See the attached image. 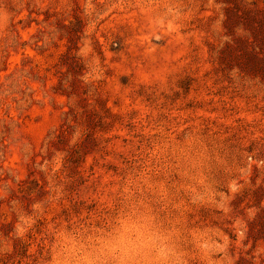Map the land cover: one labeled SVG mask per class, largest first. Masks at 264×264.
<instances>
[{
	"label": "rangeland",
	"instance_id": "rangeland-1",
	"mask_svg": "<svg viewBox=\"0 0 264 264\" xmlns=\"http://www.w3.org/2000/svg\"><path fill=\"white\" fill-rule=\"evenodd\" d=\"M130 206L182 264H264V0H0V264Z\"/></svg>",
	"mask_w": 264,
	"mask_h": 264
},
{
	"label": "clouds",
	"instance_id": "clouds-1",
	"mask_svg": "<svg viewBox=\"0 0 264 264\" xmlns=\"http://www.w3.org/2000/svg\"><path fill=\"white\" fill-rule=\"evenodd\" d=\"M61 264H182L174 241L147 211L130 206L89 242L65 245Z\"/></svg>",
	"mask_w": 264,
	"mask_h": 264
}]
</instances>
